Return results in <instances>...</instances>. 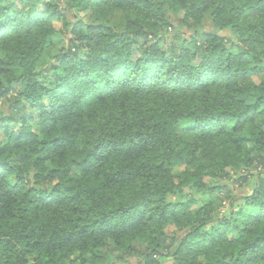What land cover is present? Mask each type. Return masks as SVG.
<instances>
[{
    "label": "clouds",
    "instance_id": "obj_1",
    "mask_svg": "<svg viewBox=\"0 0 264 264\" xmlns=\"http://www.w3.org/2000/svg\"><path fill=\"white\" fill-rule=\"evenodd\" d=\"M0 264H264V0H0Z\"/></svg>",
    "mask_w": 264,
    "mask_h": 264
}]
</instances>
